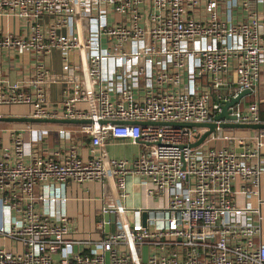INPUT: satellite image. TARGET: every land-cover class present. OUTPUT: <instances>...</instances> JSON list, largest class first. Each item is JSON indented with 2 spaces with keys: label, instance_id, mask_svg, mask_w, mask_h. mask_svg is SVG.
Returning a JSON list of instances; mask_svg holds the SVG:
<instances>
[{
  "label": "built area",
  "instance_id": "built-area-1",
  "mask_svg": "<svg viewBox=\"0 0 264 264\" xmlns=\"http://www.w3.org/2000/svg\"><path fill=\"white\" fill-rule=\"evenodd\" d=\"M255 1L262 17L251 0H0V17L27 28L0 34V55L38 60L34 76L13 84L0 71V106L92 120L58 129L28 123L8 131L5 147L0 131V238L22 245L0 246V264H264V129L220 126L264 123V0ZM241 7L246 18L236 23L232 11ZM55 50L69 90L58 106L41 61ZM75 54L80 72L71 71ZM244 90L257 99L243 96L228 107L231 119H218ZM139 121L217 127L194 147L208 128ZM119 141L142 148L117 158L109 148ZM129 178L139 208L123 202ZM91 182L112 199L102 207V236L73 239L68 187ZM111 213L117 229L106 232Z\"/></svg>",
  "mask_w": 264,
  "mask_h": 264
},
{
  "label": "crops",
  "instance_id": "crops-1",
  "mask_svg": "<svg viewBox=\"0 0 264 264\" xmlns=\"http://www.w3.org/2000/svg\"><path fill=\"white\" fill-rule=\"evenodd\" d=\"M249 9L258 10L260 16H263L262 10L263 5L257 3L255 0H251ZM223 16L226 15L225 10H221ZM246 9L243 7L236 8L232 11V21L238 23L246 18ZM120 20L117 16H110V21ZM27 31L24 22L18 18L11 17H0V34L13 33L16 35H23ZM106 44V43H105ZM71 71H81V58L79 54L71 56ZM41 61L48 67L50 74H52L51 82L47 86V93L51 102L58 106L60 101L68 92L66 87V80H62L65 75V71L62 68V57L59 50L52 51L50 54L45 55ZM38 60L29 52H18L16 54L0 55V71L1 76L5 78L10 84L19 82L23 79L31 78L34 76V70ZM263 85V84H262ZM8 107V106H7ZM13 107V106H12ZM16 112L12 113H1L0 116H28L31 113V108L29 106H21L22 108L17 109ZM264 110V107H263ZM25 111V112H21ZM264 116V115H263ZM6 122H0V131L2 130L1 139L3 146L11 145V140L8 136V131L10 129H20L28 123H17L14 126H4ZM77 124H61V125H45L52 127L53 129H58L61 127L73 128ZM250 129L239 130L240 133H247ZM115 150L110 146L109 151L117 158L132 157L142 148V143H137L135 145L131 143L124 144L123 141L117 142ZM81 154L85 159L91 156V147L89 139L83 138L81 143ZM119 150V153L117 152ZM137 180L135 178L128 179L127 191L129 193L127 198L123 199V202L129 208H139L141 206L140 190L136 185ZM104 187L100 182H91L85 184H75L71 183L68 187V215L71 220L72 232L70 237L77 240L87 239L89 237L99 238L102 236V232L98 229V223L103 219L101 214L102 207L104 205L110 204L112 199L107 196L103 199ZM264 195V190H263ZM117 229V224H115V230ZM106 231V228L104 229ZM113 232V231H106ZM0 246L5 247L10 251H20L22 250V245L11 241L9 239L0 238ZM82 245H75V250H84Z\"/></svg>",
  "mask_w": 264,
  "mask_h": 264
},
{
  "label": "water",
  "instance_id": "water-1",
  "mask_svg": "<svg viewBox=\"0 0 264 264\" xmlns=\"http://www.w3.org/2000/svg\"><path fill=\"white\" fill-rule=\"evenodd\" d=\"M248 94H251V90H244L238 94L237 97H234L230 102L227 103L223 112L218 116V119L223 117H227L231 119L229 115L228 107L233 106L239 100ZM0 122H8V123H29V124H87L92 123L90 119H71V118H37L32 116H25V115H17V116H0ZM113 123H121V121H113ZM123 123V122H122ZM142 125L147 124H169L175 126H187V127H194V128H208V130L201 136H197L198 140L192 143V146H199L202 144L205 139L215 131L217 124L216 123H193V122H137ZM223 128H238V129H264V123L258 124H240V123H222L220 125ZM147 217V212H143V219L145 220ZM104 219L106 221V231H115V221L116 217L114 214H105Z\"/></svg>",
  "mask_w": 264,
  "mask_h": 264
},
{
  "label": "rangeland",
  "instance_id": "rangeland-1",
  "mask_svg": "<svg viewBox=\"0 0 264 264\" xmlns=\"http://www.w3.org/2000/svg\"><path fill=\"white\" fill-rule=\"evenodd\" d=\"M254 99H257L256 94H253L252 93V94H249L247 96V101L248 102H251ZM261 99L264 101V83H263V85H261ZM15 107L16 106H13V107L12 106H9V107H7V106H0V112L1 113L6 112V113H9V114L12 113V112H16ZM24 107H26V106H24ZM263 107H264V103H263ZM20 108H22V107L21 106H18L17 107V109H20ZM21 112H25V111H21ZM4 124H5L4 126H14L13 124H17V123H8V122H6ZM117 152L119 153V150H117Z\"/></svg>",
  "mask_w": 264,
  "mask_h": 264
},
{
  "label": "trees",
  "instance_id": "trees-1",
  "mask_svg": "<svg viewBox=\"0 0 264 264\" xmlns=\"http://www.w3.org/2000/svg\"><path fill=\"white\" fill-rule=\"evenodd\" d=\"M35 125L40 126V125H61V124H35Z\"/></svg>",
  "mask_w": 264,
  "mask_h": 264
}]
</instances>
